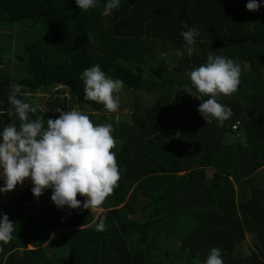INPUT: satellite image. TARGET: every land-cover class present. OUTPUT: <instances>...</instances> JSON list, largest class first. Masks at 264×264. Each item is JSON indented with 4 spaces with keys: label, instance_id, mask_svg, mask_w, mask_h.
<instances>
[{
    "label": "trees",
    "instance_id": "16d2710c",
    "mask_svg": "<svg viewBox=\"0 0 264 264\" xmlns=\"http://www.w3.org/2000/svg\"><path fill=\"white\" fill-rule=\"evenodd\" d=\"M247 2L121 0L106 16L105 0L88 11L75 0H0V23H17L14 54L0 63V130L20 123L8 116L18 83L25 102L47 94V107L30 113L45 127L57 107L112 123L120 169L102 212L57 208L50 189L34 197L29 185L0 202L15 224L0 264H204L213 247L224 264H264V7L249 11ZM182 22L201 33L191 57L177 56ZM209 54L241 66L237 91L219 98L233 113L223 124H206L201 101L184 92L188 72ZM96 64L124 90L153 94V103L134 112L137 103L126 101L131 114L117 122L85 98L80 74ZM104 217L106 230L96 231ZM247 237L252 249L240 251Z\"/></svg>",
    "mask_w": 264,
    "mask_h": 264
},
{
    "label": "clouds",
    "instance_id": "9594fccd",
    "mask_svg": "<svg viewBox=\"0 0 264 264\" xmlns=\"http://www.w3.org/2000/svg\"><path fill=\"white\" fill-rule=\"evenodd\" d=\"M76 6L84 11L94 8L98 0H75ZM121 0H105L103 14L110 15L118 10ZM249 11H259L264 0H248L245 5ZM181 37L185 41L177 56L191 57L196 51L194 45L201 33L193 24H181ZM191 86L185 85L184 92L200 100L198 113L206 124L213 119L223 124L232 116V109L219 102L221 95H231L241 83V66L232 59L209 54L205 63L188 72ZM80 79L84 84L87 100L100 103L108 112L117 113L120 97L117 95L125 88L121 79H113L101 70L99 64L83 70ZM22 85L14 84L8 101L12 108L8 116L14 114L20 123L8 124L0 130V193H7L26 179L32 183L31 192L39 197L44 190L50 189V199L57 208H98L113 193L120 180L117 163V140L112 135L113 124H95L90 117L78 109L59 113L55 119H47V127L41 119H33L30 113L36 107L18 98ZM204 97H207L205 99ZM119 116H117V122ZM77 194L86 199H77ZM106 217L93 222L95 230H106ZM14 223L7 214H0V252L3 245L13 238ZM87 227H93L88 224ZM204 264H224L221 249L213 247Z\"/></svg>",
    "mask_w": 264,
    "mask_h": 264
},
{
    "label": "rangeland",
    "instance_id": "374dc122",
    "mask_svg": "<svg viewBox=\"0 0 264 264\" xmlns=\"http://www.w3.org/2000/svg\"><path fill=\"white\" fill-rule=\"evenodd\" d=\"M17 23H9L7 25H3L2 23H0V63L2 64V61H4L5 63L6 60L8 58H12L13 54H14V42H12V38H14V35L10 32L13 28H16ZM44 23L41 24L39 26V28L44 30ZM15 35H17V32H14ZM44 36L45 35V31L43 33ZM11 44H13L12 48L10 49ZM10 51V52H9ZM167 53L165 54V60L167 62V59L169 60L170 57H167ZM123 66V65H122ZM160 77V74H159ZM12 78V76H11ZM161 79V78H160ZM157 80H159V78H157ZM146 86V85H145ZM159 86V84H158ZM146 91V88L144 89ZM121 92L123 93L122 99H124V101H120V106L121 108L119 109V111L117 113H110V114H114L115 116H122V115H129L131 114L130 109H128V106L126 105V101L131 102L136 104L137 106L135 107L134 110L131 111H137L138 108V104L141 108L144 107H148L149 105H151L153 103L154 100L153 99V94L149 95L147 93H144V91H133V90H124V88L121 90ZM120 97V96H119ZM137 100V101H136ZM47 101V94L45 92H38V93H34L32 96L28 97V102L30 105L36 107V112H41L43 109H45L47 107L46 104ZM35 112V113H36ZM138 112V111H137ZM143 112V111H142ZM86 114L90 117V119L92 118V116H96V115H89L87 112ZM33 186L31 181L26 179L23 183V185H17L13 190L7 192V193H2V196L0 198V202H4V201H8L12 196H14L15 194L18 195L23 188H25L26 186ZM0 186H3V181L0 180ZM137 196L135 198V205L137 206L138 204H140L142 202V197L139 195H135ZM85 198V197H83ZM93 212H102L101 210H99L98 208H92ZM249 238L247 237L245 240V243L242 245L240 251L243 252H247V249H252L251 247H249L250 243H249ZM249 247V248H248ZM30 249V248H29ZM243 252H240L241 254Z\"/></svg>",
    "mask_w": 264,
    "mask_h": 264
},
{
    "label": "crops",
    "instance_id": "0c3cea01",
    "mask_svg": "<svg viewBox=\"0 0 264 264\" xmlns=\"http://www.w3.org/2000/svg\"><path fill=\"white\" fill-rule=\"evenodd\" d=\"M165 54L166 53H159L158 54V59L159 60H163L164 58H165ZM168 54V53H167ZM260 174V176L262 177V178H260L261 180H262V183H263V185H264V169H262V171L259 173Z\"/></svg>",
    "mask_w": 264,
    "mask_h": 264
}]
</instances>
